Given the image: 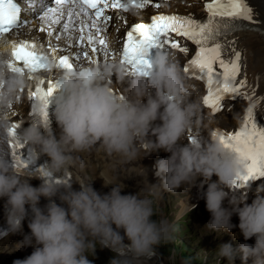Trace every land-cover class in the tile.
Returning a JSON list of instances; mask_svg holds the SVG:
<instances>
[{
	"label": "clouds",
	"instance_id": "1",
	"mask_svg": "<svg viewBox=\"0 0 264 264\" xmlns=\"http://www.w3.org/2000/svg\"><path fill=\"white\" fill-rule=\"evenodd\" d=\"M44 55L47 68L53 67L55 57L50 52ZM10 64H14L12 42L0 39V198L5 200L6 224L0 227V240L21 234L23 240L16 247L34 248L13 264H93L86 253L95 256L97 243L114 253L108 264H134L154 255L156 246L171 239L173 227L166 220L152 219L153 198L161 189L194 187L199 177L207 182L202 199L211 216L204 227L210 233H231L237 227L231 222L236 215L239 235L245 240L237 249L220 244L215 251L217 264L219 258L233 264L238 254L243 264L250 258L252 264H264V184L257 185L249 204L247 194L232 191L247 175L246 162L226 149L219 135L192 136L183 142L189 129L201 125V106L198 99H189L185 77L169 52L153 53L147 76L133 75L121 59L92 61L65 71L54 101L59 137L44 117L49 105L36 101L32 112L39 119L20 134L28 145L23 174L17 173L7 143L12 106L28 86L29 74L27 69L13 71ZM97 146L124 163L169 153L155 165L160 183H148L147 195H141L121 194L124 184L104 181L110 191L100 194L92 182L74 178L71 171L77 165L83 169L78 153ZM42 156L49 160L38 165ZM33 178L40 181L38 186L30 183ZM73 183L79 184L78 191ZM41 197L48 201L43 207ZM25 219L30 234L24 233ZM253 237L254 245L247 243Z\"/></svg>",
	"mask_w": 264,
	"mask_h": 264
},
{
	"label": "snow or ice",
	"instance_id": "2",
	"mask_svg": "<svg viewBox=\"0 0 264 264\" xmlns=\"http://www.w3.org/2000/svg\"><path fill=\"white\" fill-rule=\"evenodd\" d=\"M264 3V0H261ZM55 7L45 6L40 17V32L47 33V46L58 53V67L65 71L73 70L70 55L74 53L76 60L91 59L93 55L101 54L105 58L120 55L132 74L142 73L147 76L151 64L150 59L155 51L166 48L178 49L187 54L188 49L172 38V35L187 38L197 46L193 58L187 62L184 72L205 80L207 95L203 104L213 113H218L224 107L222 101L226 98H245L241 89L246 81L237 77L241 74L243 62L241 51L236 48V41L221 42L220 37H227L240 30H256L264 37V14L256 9L253 0H210L204 5L207 18L203 21L191 16L176 14H153L148 22H138L125 29L126 36L117 38L118 47L109 50L106 34L112 17L106 14L108 9L122 10L134 7L144 9L149 5L160 7L159 0H54ZM21 7L18 0H0V38L6 34L15 35L22 23ZM68 18L63 24V33L54 29L53 25L61 24V20ZM250 22V23H249ZM64 40L72 44L70 54L60 52V45H53L51 40ZM12 57L14 64L9 67L13 71L23 73L27 69L31 87L26 91L27 99L40 101L46 107L58 93L60 81H45L37 79L35 74L47 68V57L42 54L36 44L27 39H13ZM66 46V45H65ZM215 85V87H213ZM252 99V96H247ZM14 109L15 106L13 105ZM49 119V110L44 112ZM50 120V119H49ZM253 118V108L247 109L243 118V126L238 130L219 134L221 143L229 151L237 154L246 162L247 175L241 177L235 188L243 190L253 181L264 178V126L258 127ZM21 124L13 121L9 130V145L12 147V158L18 161L16 149L23 150L26 156V144L19 139L18 129ZM216 131L212 137L217 136ZM191 139V136L188 137ZM17 169L25 165L17 162Z\"/></svg>",
	"mask_w": 264,
	"mask_h": 264
},
{
	"label": "bare ground",
	"instance_id": "3",
	"mask_svg": "<svg viewBox=\"0 0 264 264\" xmlns=\"http://www.w3.org/2000/svg\"><path fill=\"white\" fill-rule=\"evenodd\" d=\"M253 2L256 6V9L260 11L262 14H264V3H262L261 0H253ZM178 6L182 8L180 5ZM201 9L202 10L204 9L203 5H201ZM41 16H39L38 19L35 22H33V24L36 25L37 27L41 26L42 23L40 20ZM65 23H68V18L66 15L61 20V24L53 25V26L57 27L60 33H63L62 26ZM223 40L225 41V43L227 41H236V48L238 50H242L241 55H242L243 67L241 74L238 76V80L243 78L246 81L244 89L247 90L248 95L252 96L251 101L254 103L252 107L253 118L258 122L257 125L258 127L264 126V37H262L259 34V32L256 30H242L238 32H233L231 35L227 36ZM179 58L180 56L178 55L177 57L173 58V60L178 64L177 61ZM214 118L215 117L212 118L211 122L210 120H208L207 123L211 124L212 126L215 125L219 126L214 122L213 120ZM228 123L230 125L228 129L230 128L232 129L233 127L234 129H236L240 124L243 123V119L235 120L234 117H232L230 119V122ZM96 149H97V153L93 154V156H90L88 158H86V152H83L81 156L78 155L83 162V169L80 170L79 165H77L76 169L79 172V175L86 182L90 183L91 181L90 176L86 171V164L89 163L88 166L91 167L90 169L92 170V176H94L93 177L94 179L99 181L100 180L113 181L114 179L125 181L127 183V186H124L126 189L131 188L134 184H136L135 186L138 187L137 193H139L140 189L144 190L148 183L151 184L160 183V178L156 176L151 166H147L145 162H143L142 160L141 161L136 160L130 163H124L115 156L109 157L106 153L99 150L98 146L96 147ZM138 162H141V164H139ZM113 166H118L119 168L112 170ZM140 170H142L143 172L141 178H139L138 176ZM134 173H136V176H134ZM75 174H77V172H75ZM130 184H132V186H130ZM94 187L93 188L96 190V186ZM162 192H163L162 189L159 190L158 196L162 195ZM140 194L145 195V193L143 192ZM197 194H199V190L195 188L192 195H197ZM189 198L190 197H188L186 201H183L181 203L182 208L179 212V217L183 216L189 210V206H188ZM195 198L196 200H199V195H197ZM0 218H1V212H0ZM232 221L235 222V219L233 218ZM213 234L217 235L218 233L214 232ZM226 239L228 238L226 237ZM16 240L17 239L14 237V235H9L0 242V245L3 246L0 251V257H5L8 255V253L12 250L14 242H16ZM154 255H151L149 257H154ZM15 257L16 255H13L10 258V260H13Z\"/></svg>",
	"mask_w": 264,
	"mask_h": 264
},
{
	"label": "rangeland",
	"instance_id": "4",
	"mask_svg": "<svg viewBox=\"0 0 264 264\" xmlns=\"http://www.w3.org/2000/svg\"><path fill=\"white\" fill-rule=\"evenodd\" d=\"M190 6L193 7L192 11L201 10L200 5ZM218 122L222 125H227L225 117H221ZM96 153V151H92V153L86 156V158L93 156V154ZM138 163L141 164V162ZM88 164H86V171L90 176V183L92 182V185L95 184L94 186H96V190L100 194L108 193L110 191V186H105L103 180L99 181L94 179V176H92V170L90 169L91 167L88 166ZM117 168L119 167L113 166L112 170ZM134 176H136V173H134ZM138 176L141 178L142 173H139ZM113 181L114 183L121 182V184L127 186L125 181H120L118 179H114ZM113 181L110 180L107 182L113 183ZM135 185L136 184L132 186V184H130V186H132L130 189H135V187L138 189ZM185 185L186 187L183 188ZM162 191V195L158 196V198H153V209L155 215H153L152 219L157 221L166 220L170 225H172L173 230L171 239L166 242H161L155 247L154 257H141L139 260L135 261L134 264H217L215 251L220 244L230 243L232 247H234L245 242L243 237L237 238L234 236L233 231L232 233L226 232L225 235L229 236L228 239L221 238V233H218V235L213 234L214 232L210 233L209 229L204 227V225H206L207 218L202 215L201 211H199V207L196 210H193L192 213L189 212V207V214L187 213L186 215L179 217V212L182 208L181 203L186 201V199L192 195L189 191L188 184H183L176 190L174 189L173 192ZM142 192L147 195L146 191L140 189L139 194ZM121 194L131 193H129L128 189L124 187ZM234 225H237V227L234 228H238L237 222ZM247 242H249V240ZM125 243H127V240ZM241 262L242 260L238 254L233 264H240ZM219 264H228L227 259L219 258Z\"/></svg>",
	"mask_w": 264,
	"mask_h": 264
}]
</instances>
